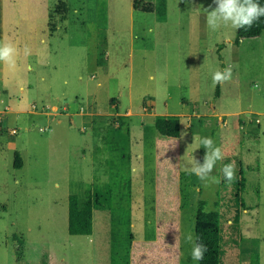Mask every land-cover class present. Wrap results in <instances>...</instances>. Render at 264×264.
Wrapping results in <instances>:
<instances>
[{
    "label": "rangeland",
    "instance_id": "1",
    "mask_svg": "<svg viewBox=\"0 0 264 264\" xmlns=\"http://www.w3.org/2000/svg\"><path fill=\"white\" fill-rule=\"evenodd\" d=\"M133 1L0 0V41L20 52L0 64V264H197L184 236L198 199L219 213V264H264V30L235 45L206 24L213 0H165L163 21ZM164 114L177 137L156 133ZM197 136L223 152L219 184L190 174ZM105 183L114 210L92 205Z\"/></svg>",
    "mask_w": 264,
    "mask_h": 264
},
{
    "label": "clouds",
    "instance_id": "2",
    "mask_svg": "<svg viewBox=\"0 0 264 264\" xmlns=\"http://www.w3.org/2000/svg\"><path fill=\"white\" fill-rule=\"evenodd\" d=\"M213 3L215 4L214 8L205 9L207 13L206 24L211 31L226 26H231L235 30L247 29L261 17H264V5L259 3V0H213ZM19 54V49L11 41H0V64L14 70ZM23 54L24 56L31 54L27 45L24 46ZM234 67L236 65L229 64L223 69L213 71L211 73L213 86L230 82L233 78ZM195 139L197 141L196 149L203 147L205 152L202 162L192 157L190 174L206 185L219 184L221 177L213 173L217 163L224 159L221 148L215 144L211 137L197 136ZM219 171L226 182H233L236 176L235 161L221 165ZM184 239L186 243L191 245V259L194 261L203 260L207 248L203 243L197 242L199 238L194 235V231L186 233Z\"/></svg>",
    "mask_w": 264,
    "mask_h": 264
},
{
    "label": "trees",
    "instance_id": "3",
    "mask_svg": "<svg viewBox=\"0 0 264 264\" xmlns=\"http://www.w3.org/2000/svg\"><path fill=\"white\" fill-rule=\"evenodd\" d=\"M139 0L133 1L135 9H140L146 12H153L156 19L163 21L166 16V4L165 0H156L154 4L138 5ZM259 3L264 5V0H259ZM264 30V17L255 22L251 27L244 29L240 28L235 31V37L233 44L237 45L241 38L254 37L260 34ZM223 44L217 46V53ZM218 58H221L218 54ZM99 62V60L97 59ZM217 88V86H216ZM217 93V92H216ZM180 116L179 115H155L153 119V126L157 134L166 135L170 137H177L180 128ZM21 160L19 155L15 153L14 166L20 167ZM245 178L239 170L238 190L241 193L244 188ZM125 185V202H129L130 190H129V178L124 181ZM240 204L242 205V199L240 198ZM92 205L95 209L100 210H114L112 205V193L109 184L98 185L95 184L93 188V202ZM206 202L203 199H198L194 212L193 231L194 235L198 237V241L203 243L207 251L204 254V259L197 261V264H219V213L217 209L206 210ZM217 206V201L213 203ZM119 214L121 218H125L123 222L128 223L129 226V210L127 207L121 206L119 208ZM249 264H259V257L257 253H253L251 262Z\"/></svg>",
    "mask_w": 264,
    "mask_h": 264
},
{
    "label": "crops",
    "instance_id": "4",
    "mask_svg": "<svg viewBox=\"0 0 264 264\" xmlns=\"http://www.w3.org/2000/svg\"><path fill=\"white\" fill-rule=\"evenodd\" d=\"M164 115H176V114H164ZM218 122L220 123V122H222L221 120H218ZM161 136H166V135H161ZM129 225H130V223H129ZM131 235H132V233H130Z\"/></svg>",
    "mask_w": 264,
    "mask_h": 264
}]
</instances>
